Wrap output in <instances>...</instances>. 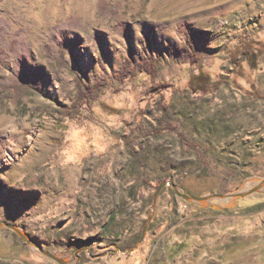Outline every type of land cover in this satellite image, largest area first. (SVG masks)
<instances>
[{
  "label": "rangeland",
  "instance_id": "374dc122",
  "mask_svg": "<svg viewBox=\"0 0 264 264\" xmlns=\"http://www.w3.org/2000/svg\"><path fill=\"white\" fill-rule=\"evenodd\" d=\"M0 264H264V0H0Z\"/></svg>",
  "mask_w": 264,
  "mask_h": 264
},
{
  "label": "trees",
  "instance_id": "16d2710c",
  "mask_svg": "<svg viewBox=\"0 0 264 264\" xmlns=\"http://www.w3.org/2000/svg\"><path fill=\"white\" fill-rule=\"evenodd\" d=\"M102 7H104V3L103 1H100L99 4V8L102 10ZM249 43V42H248ZM14 42H12V47H14ZM245 47V46H244ZM66 46H61L58 48V54L59 57H62L63 54H65V50H66ZM244 48H242L243 50ZM240 51L238 52L237 55H235V57L243 54V60L244 61H248L249 62V53L248 52H244V51ZM193 56H192V63H196L198 60H193ZM236 63V62H235ZM143 72L146 73L148 75H153L155 73L154 70V66L152 64V62L150 61H142V60H137L136 62H134L130 57L122 64L120 70L118 72H116L115 77L118 81H122L124 78L126 77H131L134 76L136 74V72ZM20 81V82H19ZM17 80L16 83L14 85H12L13 88L15 89H20L21 87H23V82L21 80ZM103 81L99 80V79H94L91 83L86 84L85 81H83L81 79V77L76 74L75 78H74V87H75V94L72 100V108L75 109V111H77V109L85 104H90L92 101H94L102 86H103ZM189 84L191 86L193 85H197L200 84L203 87L208 86L209 84L206 82L205 78L201 77V76H191L189 79ZM212 87L216 88L218 87L219 83L218 82H214L212 84H210Z\"/></svg>",
  "mask_w": 264,
  "mask_h": 264
},
{
  "label": "water",
  "instance_id": "95a60500",
  "mask_svg": "<svg viewBox=\"0 0 264 264\" xmlns=\"http://www.w3.org/2000/svg\"><path fill=\"white\" fill-rule=\"evenodd\" d=\"M171 186L174 190H175V193L176 195L182 197L183 199H190V200H193V201H200V200H203V199H206L207 196H204V197H194V196H190V195H185V194H181L177 191V188H176V185L172 182H167L165 184H161L156 192V194H158V192L160 191V189L164 186ZM5 226L11 228V229H14V227L12 225H8V224H5ZM15 231H17L16 229H14ZM18 232V231H17ZM42 254H44L46 257H48L50 260H53L55 262H60L58 259H56L53 255L51 254H47V253H44L43 251H40Z\"/></svg>",
  "mask_w": 264,
  "mask_h": 264
}]
</instances>
